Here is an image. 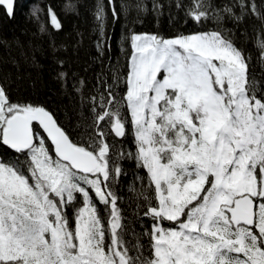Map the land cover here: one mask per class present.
Returning <instances> with one entry per match:
<instances>
[{
  "label": "snow or ice",
  "instance_id": "6c2138e0",
  "mask_svg": "<svg viewBox=\"0 0 264 264\" xmlns=\"http://www.w3.org/2000/svg\"><path fill=\"white\" fill-rule=\"evenodd\" d=\"M80 3L64 0V15ZM0 9L15 19L16 0ZM166 13L195 28L137 30ZM92 15L107 71L88 92L73 82L71 110L0 54V264H264V0H95ZM30 20L63 28L50 3ZM56 79L68 87V72Z\"/></svg>",
  "mask_w": 264,
  "mask_h": 264
},
{
  "label": "trees",
  "instance_id": "16d2710c",
  "mask_svg": "<svg viewBox=\"0 0 264 264\" xmlns=\"http://www.w3.org/2000/svg\"><path fill=\"white\" fill-rule=\"evenodd\" d=\"M95 0H81L79 15L65 16L62 11L64 0H16V15L15 19L9 20L3 15V10L0 9V38H5L10 42L9 49L0 48V54H3L7 59L9 53L21 62L22 73H31L32 79L37 81V89L41 99H49L53 107L57 105L60 109L68 108L71 110L72 105L78 102L79 97L72 92L73 82L79 86V80L86 81L84 91H90L95 84V76L102 71H107L106 65L108 61H104L105 68L102 69L100 61L96 60L97 55L95 49V36H94V20H93V4ZM52 4L55 11L59 14L62 21L63 28L57 32L49 26V33L41 35L38 32L37 25L30 20L32 6L34 4ZM119 0H117V4ZM182 15V14H181ZM42 18L47 22L46 10L42 14ZM109 18L111 14L109 13ZM124 25V19L121 18L119 24L115 26V34L119 36L121 29ZM195 28L192 23L185 24L182 19L177 23L170 24L168 22L167 13L161 18L159 24L155 19L149 15L145 18L143 26L137 25L138 31L153 32L156 30L161 31L163 34L171 35L178 31L190 32ZM111 31V27L109 29ZM77 32L83 34V39L77 36ZM18 39L20 44L23 45V51L29 56L32 50L35 49V56L37 66L31 67L25 64L20 56L21 49L15 44ZM55 41L57 48L54 50L50 45ZM80 41L79 43H77ZM63 45L64 47H61ZM248 47L251 49L252 45ZM130 51V50H129ZM254 51V50H253ZM58 59L65 61L63 69L57 63ZM113 59H119L123 64L125 57L120 52L116 44H113ZM5 72L11 71L13 78H15L16 70L11 64L3 65ZM66 71L69 74L70 80L68 87L62 88L60 82L56 79L59 71ZM22 90L31 91L29 89L30 81L23 79L17 82ZM17 85L14 84L15 88ZM123 91V90H122ZM64 112L61 111V116L64 118ZM129 144H131V137H129ZM130 168V165H126ZM141 175H146L143 170L140 171ZM131 180L129 177L122 178L121 187L123 194L129 200L135 199V192H129L128 184ZM135 190H139L140 183L135 182L132 184ZM131 211V209H129ZM106 219V218H105Z\"/></svg>",
  "mask_w": 264,
  "mask_h": 264
}]
</instances>
